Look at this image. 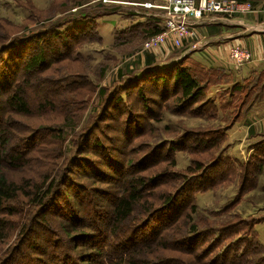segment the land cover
Instances as JSON below:
<instances>
[{"label":"rangeland","instance_id":"374dc122","mask_svg":"<svg viewBox=\"0 0 264 264\" xmlns=\"http://www.w3.org/2000/svg\"><path fill=\"white\" fill-rule=\"evenodd\" d=\"M166 2L0 0V48L10 45L0 52V131L9 132V148L26 145L22 162L9 166L10 159L4 157L0 170L18 183L29 180V187L22 191H31L35 183L48 176L47 183L55 180V200L50 205L56 206L50 209L54 213L50 217L62 234L71 227L66 220L73 221L76 227L82 225L81 230L89 234L97 233V226L111 225L109 216L116 200L127 183L128 187L134 186L138 180L139 199L116 230L126 253L133 251L138 264H220L219 251L237 236L231 228L242 219L262 215L250 212L264 207V171L261 168L257 173H248L250 187L241 193L238 188L243 170L222 178L220 167H215L222 145L207 143L210 140L200 137L204 131L225 126L227 120L220 110L215 117L199 111L194 114L197 107L210 112L206 94L192 104L180 102L178 88L168 86L162 91L157 82L146 83L150 76L140 82L145 101H141L142 92L128 96L120 93L128 83L136 85L138 78L134 77L143 71L142 56L152 53L156 63L166 61L188 42L200 39L196 28L193 37L167 32L163 41L145 46L152 36L142 32L111 46L116 29L133 23L130 19L141 18H132L129 13L159 18L169 11L158 7ZM112 6L119 8L109 13L107 7ZM80 13L103 14L99 18L103 39L68 48V42L79 36L71 32L64 37L53 31ZM205 14L212 13L196 18ZM40 47L46 49V58L38 70L29 73V112L12 110L8 102L10 90H4V81L9 77L11 85L15 84L22 76L21 62ZM45 100L49 102L39 106ZM181 138L185 144H173ZM223 144L230 147L228 135ZM208 145L213 149L207 150ZM227 153L231 155L228 149ZM196 161L208 170L203 178L202 172L196 170ZM211 171L216 177L210 182ZM141 178H146L145 183ZM235 195L238 196L233 201ZM22 197L25 196L13 201L20 204L17 214L0 215L5 223V230L0 229L4 236L0 238V264H16L11 261L16 252L25 253L32 264H88L92 241L86 240V233L72 230L77 235L74 241L63 237L56 242L62 243L55 246L60 249L59 260L52 259L54 244L44 241L39 230L46 222L41 215L45 207L29 208L28 198ZM168 198L174 201L170 205L166 203ZM89 199L96 213L84 217L82 206ZM79 200L84 201L83 205ZM30 209L33 212L28 215ZM71 209L78 213L66 219ZM152 209V214L147 215ZM31 227L36 231L29 234ZM255 227L264 228V222ZM261 236L264 238V231Z\"/></svg>","mask_w":264,"mask_h":264},{"label":"trees","instance_id":"16d2710c","mask_svg":"<svg viewBox=\"0 0 264 264\" xmlns=\"http://www.w3.org/2000/svg\"><path fill=\"white\" fill-rule=\"evenodd\" d=\"M237 1H248L252 5H254L259 0ZM118 8L119 7L115 6L107 7V11L109 13H113ZM106 14L108 13H105V15ZM130 14L135 15L136 13L133 12ZM101 16H103V14L97 13L89 15L88 13H80L79 16L71 18V20L67 21L66 23L57 26L55 28L56 30L53 31V33L62 35L64 37H68V33H76L79 38L69 41L67 44L68 48H71V45L78 48L82 43L86 41L96 42L102 40V36L99 33V18H101ZM142 23L143 24H134L133 26H131V30L134 31L135 34L145 32L148 37L159 32L162 29V26L152 19L146 20ZM123 33V30H121L119 31V36L118 33L116 34L115 41L112 46L129 41L123 38ZM14 43H16V41H14ZM9 47L10 45L1 47L0 52ZM45 58L46 49L40 47V49L32 52L23 62H21L22 76L20 75L21 77L15 84L13 83V85H11L12 81L9 80V77L7 78V81H4V83L6 84L5 86H7V88L4 90H10L8 102L11 105L12 110L14 109L22 113L29 112L28 99L26 94V90H28L27 87L30 80L29 73L31 71L38 70L39 67H41L44 63ZM240 68L236 67V69ZM235 71L236 70L226 69L220 66H204L199 61L191 58L189 55H184L179 59L168 61L159 65L158 63H156L155 56L151 53H147L144 56L143 71L137 72V75H135L136 77H134L138 78L136 80V85L128 83L121 89L120 93L128 96L131 92H135L136 94H140L142 92L140 98L141 101H145L146 97H143V87L140 82L143 81L145 76H150L146 83L153 80V82H157L156 84L161 87L162 91H165L168 86L172 87L173 89L178 88L179 96L177 99L180 102L186 101L188 104H192L206 94L207 99L205 101V104L207 107L210 106V112H208V109L206 108L197 107L195 108L194 114H197V112L199 111L201 115L215 117L217 112L220 110L223 112L224 118L227 120V123H225V126H220L219 129L204 131L200 139L204 141L210 140L206 141L207 143L216 142L219 145H222L220 150L216 154L215 167H220L223 179L227 178L230 174L235 175L240 170H243L242 182L238 188V193H241L250 187V183H248L249 180L247 177L248 173H251L253 171L254 173H257L261 170L262 165H264V138H262V140L257 143L246 160H242L229 155L227 153L228 147L227 145H224L223 142L227 135L226 128L234 123L245 122L247 110L254 103L264 100V62H262L258 67L252 68L250 72L245 76L237 75ZM131 88H135V90L131 91ZM47 102H49V100L42 101L39 103V106H42ZM190 110H194V108ZM8 133V131H3V129L0 131V165H2L4 161L2 160V158L6 157L10 159L11 164L8 165L13 166L15 161H18V163L22 162V159L25 156L26 145L20 144L19 147L14 146L12 148H9V146H7L8 137H6V134ZM173 144L176 146L178 144L182 146V144H185V141L183 140V138H181L180 140L173 142ZM207 147V150L213 149L212 146L208 145ZM6 151H8L7 155H2L3 152ZM196 170H200L202 172V174L200 175L201 178H203V176H205L206 174L205 172L208 171L206 170V166L201 161H196ZM190 171L193 172L192 170ZM215 174V171H211V175L209 177L210 182L213 178L216 177ZM46 179L41 181L40 183H35V185L32 186L31 191H22L25 188L29 187V180L26 179L24 183H18L17 181L10 179L5 174V172L0 170V215H2L3 213H6L8 216L17 214V212H19L18 208L20 204L13 203V201L17 197L20 198V195L28 198L30 204L29 208H36L37 206L45 207L41 211V215L44 219H46V222L44 223V225L39 227V230L42 231L44 241H48V243L54 244V248L52 249V251H54V256L56 257L52 255V259H56L57 261L59 260V257L57 258V256L60 255V249L55 246H60V244L62 243L56 242L61 241L63 237H65L67 241L69 240V238L73 239L72 241H74L77 235L73 232H80L82 235H84L86 232L81 230L83 228L82 225L80 227H76L73 221L70 222L66 220L65 222L71 224V227L65 232L63 231L65 234L64 235L61 233V229L55 227V225L51 222L52 217L50 216H52V214L54 213L50 211V209L56 206L52 205L51 207L50 205L51 200H55V197H52V188L55 180L47 183ZM140 181L145 183L146 178H144V181L143 178H141ZM129 186L130 187H128L127 183L125 190L116 200V204L111 211V216H109V221L112 224L116 225L107 224L97 226V233H86L87 235H84L88 236L89 238H86V240L92 241L90 243L92 246V253L90 254L88 264H126L128 262L129 264H138L137 261H135L136 259H134L135 254L133 251L131 253H126L127 250L123 248L122 243L120 242V232H116L119 226L118 224L124 221L125 217L129 216L133 205L139 199L138 193H136L137 187L139 186L138 180L134 182V186L132 184H129ZM128 190H130L129 193H127ZM237 196L238 195L234 196L233 201L237 199ZM25 197H22V199H24ZM79 201L83 205L84 201ZM22 202L23 201H21V203ZM173 202L174 201H172L171 198H168L166 200L167 205H170ZM153 211L154 209L149 211L147 215L152 214ZM32 212L33 209H30L28 211V215L32 214ZM75 213L78 212H76V210L74 209H71L70 212L66 213V219H69V217ZM82 213L84 214V217L96 213L90 199L84 206H82ZM3 219L4 218L0 216V224L4 223ZM261 220H264V216H250L249 220L244 221V219H242L238 222V225L243 224V227L245 229L235 228L238 227V225L231 228L234 229L233 235L236 234L237 236L235 240L230 241L231 244L229 243L223 250L219 251L217 256H219L220 264H264V243L260 242L258 238V232L255 229V224ZM1 225V231H4L5 223ZM108 226L109 229L108 231H106V228ZM34 229L35 227H31L27 233L30 234L31 232H34ZM194 230L195 226L192 225L191 231ZM2 237H4L3 233H0V238ZM110 257H112L114 260H111L112 258ZM11 261L15 262L16 264H32L25 253H13V258Z\"/></svg>","mask_w":264,"mask_h":264},{"label":"crops","instance_id":"0c3cea01","mask_svg":"<svg viewBox=\"0 0 264 264\" xmlns=\"http://www.w3.org/2000/svg\"><path fill=\"white\" fill-rule=\"evenodd\" d=\"M159 2L161 3L162 1ZM135 13V15L129 13V16L141 18L139 20L130 19L133 23H128L121 29L124 32L123 38L125 40H131L136 35L131 30V26L134 24H143L142 22L152 19L162 25L161 14L158 18L154 15H143L147 13ZM262 21H264V0L257 1L252 9L248 11L232 14L212 13L205 14L199 18L191 17V24L195 29H198L200 39L188 42L179 52L171 55L166 61H160L158 64L161 65L168 61L179 59L184 55H189L204 66H220L236 70L237 75L245 76L252 68L258 67L264 62V32L259 30ZM100 25L102 24L100 23ZM121 30L116 29L115 33H119ZM115 37L116 35H114V38L110 42L111 46L115 41ZM236 43L247 45L253 53L252 62L244 64L243 67H239L240 69H236L232 60L228 58L229 47ZM143 61L144 57L142 56L141 63ZM245 119V122L234 123L226 128L228 143L230 145L228 152L242 160H246L257 143L264 138V135L261 134L264 133V126L261 125L262 121H264V100L254 103L247 110ZM262 171H264V167H262ZM250 214H262L260 216H264V207L256 208ZM260 222H264V220L256 224ZM256 231L258 232L260 242L264 243V238L261 236L264 228L256 229Z\"/></svg>","mask_w":264,"mask_h":264},{"label":"built area","instance_id":"2783aa9c","mask_svg":"<svg viewBox=\"0 0 264 264\" xmlns=\"http://www.w3.org/2000/svg\"><path fill=\"white\" fill-rule=\"evenodd\" d=\"M165 4L158 5L160 8L168 9L162 14V29L151 35L150 41L145 46H150L153 42L158 43L166 38L167 32H177L181 36L193 37L194 27L191 24V17H198L202 13H222L232 14L252 9V4L248 1L237 0H165ZM264 32V21L260 23V29ZM179 44L178 39H174ZM228 56L239 68L244 64L251 63L253 53L247 45L240 43L229 47Z\"/></svg>","mask_w":264,"mask_h":264},{"label":"water","instance_id":"95a60500","mask_svg":"<svg viewBox=\"0 0 264 264\" xmlns=\"http://www.w3.org/2000/svg\"><path fill=\"white\" fill-rule=\"evenodd\" d=\"M203 2L205 1V0H202Z\"/></svg>","mask_w":264,"mask_h":264}]
</instances>
